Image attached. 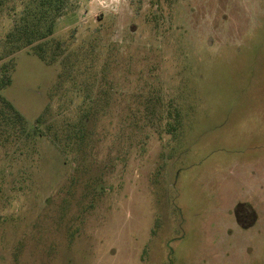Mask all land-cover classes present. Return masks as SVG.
<instances>
[{"label":"rangeland","instance_id":"rangeland-1","mask_svg":"<svg viewBox=\"0 0 264 264\" xmlns=\"http://www.w3.org/2000/svg\"><path fill=\"white\" fill-rule=\"evenodd\" d=\"M58 5L0 89V264H264V0Z\"/></svg>","mask_w":264,"mask_h":264},{"label":"trees","instance_id":"trees-1","mask_svg":"<svg viewBox=\"0 0 264 264\" xmlns=\"http://www.w3.org/2000/svg\"><path fill=\"white\" fill-rule=\"evenodd\" d=\"M61 0H0V15L12 19V28L0 39V60L7 59L0 69V89L9 85L10 73L13 70V58L22 50H29L44 63H53L60 54V48L53 40V25L62 15ZM10 4V5H9ZM4 105L16 120L19 114L4 98Z\"/></svg>","mask_w":264,"mask_h":264}]
</instances>
